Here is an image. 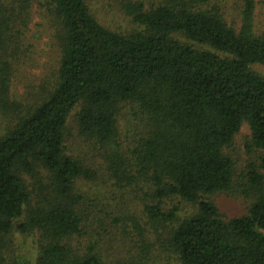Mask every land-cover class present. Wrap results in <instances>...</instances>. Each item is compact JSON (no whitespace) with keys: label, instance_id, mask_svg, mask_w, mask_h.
I'll return each instance as SVG.
<instances>
[{"label":"trees","instance_id":"trees-1","mask_svg":"<svg viewBox=\"0 0 264 264\" xmlns=\"http://www.w3.org/2000/svg\"><path fill=\"white\" fill-rule=\"evenodd\" d=\"M207 2L118 0L143 27L122 34L90 0H0V112L17 117L0 136V264L14 230L39 234L37 264H106L117 239L128 247L123 264H159L157 243L174 257L168 264H264V76L252 69L264 65V32H255L253 0L240 30L202 9ZM36 9L58 27L61 60L26 109L13 80L31 50ZM126 106L129 143L120 129ZM76 108L77 132L105 174L68 149ZM245 122L262 151L245 185L256 199L246 215L225 220L206 196L233 189L225 149ZM25 175L45 190L37 202ZM100 180L103 208L81 187ZM173 198L198 209L182 217L178 205L165 206ZM118 224L126 230L113 231Z\"/></svg>","mask_w":264,"mask_h":264},{"label":"rangeland","instance_id":"rangeland-1","mask_svg":"<svg viewBox=\"0 0 264 264\" xmlns=\"http://www.w3.org/2000/svg\"><path fill=\"white\" fill-rule=\"evenodd\" d=\"M148 5H157L163 0H143ZM247 0H208L203 5L202 9L214 10L219 13L225 21L235 28L240 30L243 24L244 9ZM255 3L254 10V29L257 35L264 32V0H253ZM118 0H90L91 8L98 19L111 30L130 34L143 27L135 22L131 16L121 12L117 5ZM57 25L44 14V11L35 10L34 20L30 24L27 32V44L31 46V50L25 55L17 65L16 76L13 80V92L16 96L26 104V109L29 108L39 97L40 87L44 83L53 82L57 77V70L61 60V48L57 40ZM185 40L183 37H179ZM189 44L201 48H213L207 45H200L194 42ZM223 56H228L221 53ZM255 72L264 76V65L255 64L252 66ZM131 106H126L122 110L120 117V129L122 132L123 141L129 143L133 133L130 125V110ZM79 108H76L70 119L69 126V141L68 149L79 158L82 159L89 167L98 170L105 174L104 162L95 156L92 146L77 132L76 115ZM16 113L8 114L0 112V136L7 133L16 121ZM252 132L247 122L243 123L240 131L236 134L230 147L225 149V152L234 160L235 174L234 187L229 192H220L212 195H207L206 198L218 206L222 218L230 220L235 217L246 215L254 203L256 197L245 191L247 183V174L252 165H260V157L262 151L252 147ZM29 185L34 202H37L39 196L42 197L45 190L39 185V177L24 176ZM101 181L94 182L89 185L81 183L82 190L86 191L91 199H99L98 205L102 208L103 202H107L104 193L97 196L96 192L102 191ZM103 201V202H102ZM173 205L179 206V212L182 217L196 212L197 205L186 203L179 198L169 199L166 202V207ZM19 221H24V217ZM126 227L123 224H118L113 231H124ZM126 230V229H125ZM120 238V236H119ZM9 246L6 249L5 264H37L39 234L31 231L28 234H22L14 230L8 236ZM158 254L161 256L159 264L171 263L174 258L169 252H159V244L155 246ZM128 247H125L119 239L113 241L106 246L104 259L106 264H123L128 259L126 258ZM155 251V250H154ZM172 257L170 259V257Z\"/></svg>","mask_w":264,"mask_h":264}]
</instances>
